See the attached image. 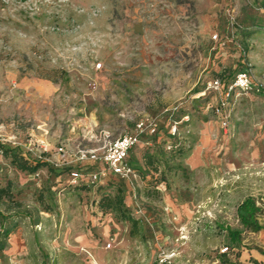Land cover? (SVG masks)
<instances>
[{
	"label": "rangeland",
	"instance_id": "rangeland-1",
	"mask_svg": "<svg viewBox=\"0 0 264 264\" xmlns=\"http://www.w3.org/2000/svg\"><path fill=\"white\" fill-rule=\"evenodd\" d=\"M246 64L264 89V0H0V143L49 164L0 151V264L264 263V90L235 96L226 129L202 91ZM144 117L134 174L82 184L98 165L76 151ZM118 190L134 224L100 207ZM247 197L258 231L237 217Z\"/></svg>",
	"mask_w": 264,
	"mask_h": 264
},
{
	"label": "built area",
	"instance_id": "built-area-1",
	"mask_svg": "<svg viewBox=\"0 0 264 264\" xmlns=\"http://www.w3.org/2000/svg\"><path fill=\"white\" fill-rule=\"evenodd\" d=\"M230 23L231 25L234 23L233 15L230 16ZM212 37L220 43L225 42L217 32H214ZM100 65L101 62H96L95 64L96 67H100ZM206 89L216 92L218 95L216 103L212 105V111L219 119L220 126L223 129L228 126L231 106L236 98L235 96L248 95L252 94V92L264 90L262 82L256 79L248 64L238 69L230 78L227 76H214L207 79L202 91L204 92ZM157 127L158 123L155 118H140L135 121L133 132L123 133L114 139H106L100 148H79L75 154L77 162L90 161L98 165V167L88 173L86 183L82 184L88 187H95L101 184L98 182L105 179L108 174L120 176L121 178L133 175L134 169L128 162L130 151L140 142L143 134L152 135L156 132ZM172 134H177L175 125L172 128ZM58 150L62 151V147H59ZM70 175L73 182L83 178L81 170L78 169L71 170ZM72 184L78 185L80 183ZM109 246L110 243H107L106 247ZM227 249L228 247H224L221 252H225ZM164 260L163 257L159 259L160 262Z\"/></svg>",
	"mask_w": 264,
	"mask_h": 264
},
{
	"label": "trees",
	"instance_id": "trees-1",
	"mask_svg": "<svg viewBox=\"0 0 264 264\" xmlns=\"http://www.w3.org/2000/svg\"><path fill=\"white\" fill-rule=\"evenodd\" d=\"M240 69V68H239ZM228 78L231 76L226 75ZM0 151L3 154L4 157L9 158L11 164H13L17 169L21 171L26 172H35L37 169H39L42 166H48V162L44 159V157L47 155L46 152H40L38 155L40 157H35L31 162L28 161V158H26L22 152H20L15 147H6L0 143ZM131 165V164H130ZM133 168V166L131 165ZM134 169V168H133ZM86 186V185H85ZM88 187V186H87ZM5 194V189L0 188V199ZM124 197L122 190H118L117 193L111 197H104L100 199V207L104 210H111L116 212L117 215L120 216L121 219L128 220L132 222V224L135 223V220L133 217L128 215L125 212L124 208ZM258 206L256 205V202L253 198L247 197L245 198L236 209L237 217L239 222L242 224V226L246 229H249L251 231H258L262 228L261 225H259L257 221V213H258ZM0 217L5 218V216L0 213ZM15 225H12V227ZM2 234L4 237L8 236V234L11 231V227L8 228H2L1 229ZM228 235L231 241L238 242L240 240V232L235 229H230L228 231ZM3 248L2 243H0V249ZM220 256H223V254H220ZM254 264H264L263 262H259L257 260H252Z\"/></svg>",
	"mask_w": 264,
	"mask_h": 264
}]
</instances>
